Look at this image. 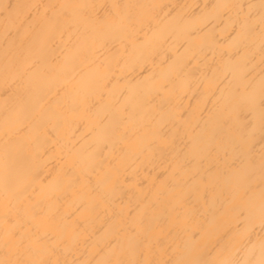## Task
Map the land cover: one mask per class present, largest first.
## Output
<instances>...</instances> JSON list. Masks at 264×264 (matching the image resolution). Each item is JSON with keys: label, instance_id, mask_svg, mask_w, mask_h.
<instances>
[{"label": "bare ground", "instance_id": "1", "mask_svg": "<svg viewBox=\"0 0 264 264\" xmlns=\"http://www.w3.org/2000/svg\"><path fill=\"white\" fill-rule=\"evenodd\" d=\"M0 264H264V0H0Z\"/></svg>", "mask_w": 264, "mask_h": 264}]
</instances>
